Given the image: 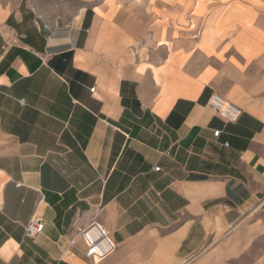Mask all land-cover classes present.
I'll use <instances>...</instances> for the list:
<instances>
[{
	"label": "crops",
	"instance_id": "0c3cea01",
	"mask_svg": "<svg viewBox=\"0 0 264 264\" xmlns=\"http://www.w3.org/2000/svg\"><path fill=\"white\" fill-rule=\"evenodd\" d=\"M86 1L51 21L0 0V264H264V0H232L220 47L156 39L169 0Z\"/></svg>",
	"mask_w": 264,
	"mask_h": 264
},
{
	"label": "rangeland",
	"instance_id": "374dc122",
	"mask_svg": "<svg viewBox=\"0 0 264 264\" xmlns=\"http://www.w3.org/2000/svg\"><path fill=\"white\" fill-rule=\"evenodd\" d=\"M31 7L38 9L48 20H70L87 6L86 0H25ZM169 5L180 11H171L163 21L158 20L163 27L156 39L163 41L167 38V25L175 28L176 39H203L209 42L217 41L218 47L224 45L242 24L240 1L232 0H169ZM157 13L159 9L155 8ZM213 15L211 21L210 16ZM164 25V26H162ZM179 30L181 33H179ZM230 31V32H229ZM219 49V48H218ZM222 49V48H221Z\"/></svg>",
	"mask_w": 264,
	"mask_h": 264
},
{
	"label": "built area",
	"instance_id": "2783aa9c",
	"mask_svg": "<svg viewBox=\"0 0 264 264\" xmlns=\"http://www.w3.org/2000/svg\"><path fill=\"white\" fill-rule=\"evenodd\" d=\"M209 105L226 121L235 122L242 113V109L237 104L229 101L224 96L214 93L210 96ZM220 130L214 132L218 136ZM159 170L160 167H155ZM44 228V222L36 217L29 219L25 226V234L34 236L40 233ZM81 236L87 247V255L95 259L101 260L108 257L115 250V243L112 240L109 231L100 223L93 221L87 224L81 230Z\"/></svg>",
	"mask_w": 264,
	"mask_h": 264
}]
</instances>
